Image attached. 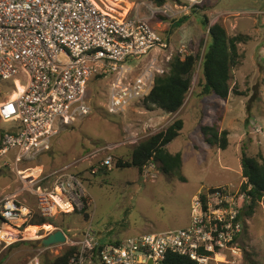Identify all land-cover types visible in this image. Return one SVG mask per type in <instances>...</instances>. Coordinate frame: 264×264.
<instances>
[{
	"label": "rangeland",
	"instance_id": "rangeland-1",
	"mask_svg": "<svg viewBox=\"0 0 264 264\" xmlns=\"http://www.w3.org/2000/svg\"><path fill=\"white\" fill-rule=\"evenodd\" d=\"M103 1V8L109 11L107 7H111L116 15L138 12L148 16V8H154L149 0ZM177 6L149 20L169 43L165 51H155L151 57L155 56L156 65L165 71L173 55L184 56L179 52L181 46L191 54L200 51L201 57L208 42V27L202 24L204 15L208 26L220 22L229 35H246L245 43L238 46L240 62L231 71L232 91L228 98L198 94L200 62L184 101L190 96L189 104L172 114L147 110L141 101L123 112H110L106 80L90 82L85 99L90 113L67 125L56 121L57 134L47 150L36 157L28 155L19 163L14 159L16 149L0 155V198L17 194L15 199L30 208L31 220L39 218L36 198L31 192L22 191L17 171L48 175L70 163L69 170L81 179L83 191L80 209L57 212L52 219L27 225L18 234L7 227L0 230V264H24L34 256L43 264L67 246L78 245L87 227L103 242L183 228L190 223L192 201L200 192L216 187L227 188L235 197L243 194L239 190L242 151L247 156L261 153L264 157V0H205L198 7H189L185 0H179ZM183 17L185 20L178 22ZM17 78L21 85L26 84L25 75ZM19 83L14 88L10 80L0 82V101L22 91ZM177 118L183 120V129L167 148L181 154L184 181L163 174L156 164L147 174L137 168L114 166L118 158L130 157L138 141ZM212 123L229 131L227 148L204 141L200 127ZM11 125L12 122L0 119V131ZM108 155L112 166L100 169V161ZM55 229L63 230L70 242L39 248V239ZM84 264L99 263L88 258ZM203 264H264V198L251 216H243L242 230L234 244L212 253Z\"/></svg>",
	"mask_w": 264,
	"mask_h": 264
},
{
	"label": "built area",
	"instance_id": "built-area-1",
	"mask_svg": "<svg viewBox=\"0 0 264 264\" xmlns=\"http://www.w3.org/2000/svg\"><path fill=\"white\" fill-rule=\"evenodd\" d=\"M185 1L189 7H198L205 0ZM103 5V0H0V82L10 80L15 88L18 75L27 78L26 84L19 83L22 91L0 101V119L12 122L1 140L0 155L16 149L14 159L19 163L47 150L57 134L56 121L67 125L90 113L85 101L90 82L106 80L109 111L118 113L144 99L155 77L164 73L151 55L165 51L168 38L149 20L177 8V2L148 8V16L116 15ZM179 52L191 54L184 46ZM111 164L108 155L99 166L110 168ZM153 166L149 161L142 171L147 174ZM69 168L70 163L48 175L34 176L17 171L22 191L36 198L39 217L48 220L57 212L80 209L81 179ZM15 196L9 193L0 198V230L8 227L18 234L32 213ZM243 200L244 194L235 197L227 188L206 192L204 198L198 194L188 226L122 241H100L87 227L70 263L95 258L99 264H160L168 254L206 263L209 255L236 241L243 226ZM24 264H39L38 257Z\"/></svg>",
	"mask_w": 264,
	"mask_h": 264
},
{
	"label": "trees",
	"instance_id": "trees-1",
	"mask_svg": "<svg viewBox=\"0 0 264 264\" xmlns=\"http://www.w3.org/2000/svg\"><path fill=\"white\" fill-rule=\"evenodd\" d=\"M178 1L149 0L148 3L153 7H161L165 3ZM183 20L185 17L178 22ZM202 24L208 27V42L203 49L202 56L200 57V51L185 56L173 55L169 61L168 70L155 77L150 93L141 100L145 109L150 111L159 109L168 114L177 112L182 107L189 92L198 62H200L201 72L197 86L200 88L198 94L201 96L214 95L222 100L228 98L232 91L231 71L240 62L238 46L240 43H245L248 37L242 34L229 35L220 22L208 26V19L205 15ZM218 124L202 125L200 130L207 144L225 149L229 145V131L220 129V124ZM183 125L181 118L175 119L166 128L138 141L132 148L130 157L125 160L118 158L114 166L117 168H137L141 171L143 165L151 161L163 174L184 181L185 177L181 172V154L179 152L171 153L167 148L168 143L180 134ZM5 132L4 129L0 131V144ZM240 166L242 182L239 190L244 194L245 199L241 215L251 216L257 204L264 198V157L261 153L255 156H247L242 151ZM99 168L107 169L105 166ZM208 190L213 192L216 187H211ZM199 196L204 198L205 192H200ZM44 222L45 219L41 217L37 220L29 219L24 227ZM78 248V245L67 246L61 254L49 261H44L43 264H71L70 258L78 252ZM203 254L209 255L210 253L204 251ZM160 264L200 263L188 256L168 254Z\"/></svg>",
	"mask_w": 264,
	"mask_h": 264
},
{
	"label": "water",
	"instance_id": "water-1",
	"mask_svg": "<svg viewBox=\"0 0 264 264\" xmlns=\"http://www.w3.org/2000/svg\"><path fill=\"white\" fill-rule=\"evenodd\" d=\"M67 242V238L63 230L55 229L53 232L48 233L45 237L39 239L37 245L39 248L41 247H51L58 244H65ZM153 264V263H149Z\"/></svg>",
	"mask_w": 264,
	"mask_h": 264
},
{
	"label": "bare ground",
	"instance_id": "bare-ground-1",
	"mask_svg": "<svg viewBox=\"0 0 264 264\" xmlns=\"http://www.w3.org/2000/svg\"><path fill=\"white\" fill-rule=\"evenodd\" d=\"M107 9H108L110 12H113V11L116 12V11L113 10L111 7H109V8L107 7ZM120 15L123 16V15H125V14H122V13H121ZM26 175H27V176H32L31 173H26ZM31 227H33V226H28L27 228H31ZM7 228H8V227H7ZM27 228H26V229H27ZM8 229H10V228H8ZM26 229H25V230H26ZM10 230H11V229H10ZM12 231H13V230H12ZM13 232H14V231H13Z\"/></svg>",
	"mask_w": 264,
	"mask_h": 264
},
{
	"label": "crops",
	"instance_id": "crops-1",
	"mask_svg": "<svg viewBox=\"0 0 264 264\" xmlns=\"http://www.w3.org/2000/svg\"><path fill=\"white\" fill-rule=\"evenodd\" d=\"M196 92H197V91H196ZM190 100H191V97L189 96V97L187 98V101L184 103V106L181 107V109L185 108V107L189 104ZM41 171H42V170H41ZM198 193H199V191H198Z\"/></svg>",
	"mask_w": 264,
	"mask_h": 264
}]
</instances>
